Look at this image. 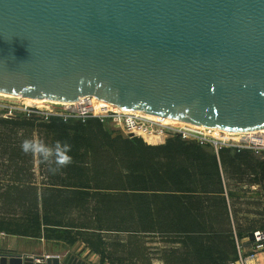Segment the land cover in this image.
I'll list each match as a JSON object with an SVG mask.
<instances>
[{"label": "water", "instance_id": "95a60500", "mask_svg": "<svg viewBox=\"0 0 264 264\" xmlns=\"http://www.w3.org/2000/svg\"><path fill=\"white\" fill-rule=\"evenodd\" d=\"M0 91L259 128L264 0H0ZM0 264L89 263L8 249Z\"/></svg>", "mask_w": 264, "mask_h": 264}, {"label": "trees", "instance_id": "16d2710c", "mask_svg": "<svg viewBox=\"0 0 264 264\" xmlns=\"http://www.w3.org/2000/svg\"><path fill=\"white\" fill-rule=\"evenodd\" d=\"M25 139L68 144L72 162L42 163L21 150ZM255 185L258 208L242 210L229 189ZM257 230L264 159L246 149L214 153L180 137L147 144L95 118L0 116L2 233L81 242L101 264H228Z\"/></svg>", "mask_w": 264, "mask_h": 264}, {"label": "built area", "instance_id": "2783aa9c", "mask_svg": "<svg viewBox=\"0 0 264 264\" xmlns=\"http://www.w3.org/2000/svg\"><path fill=\"white\" fill-rule=\"evenodd\" d=\"M2 117L11 118L18 115H37L48 118L51 115H58L64 118L75 117L81 120L95 118L113 133L120 132L133 137L144 136L148 138H171L180 137L183 140L195 141L200 145H209L216 152L223 148L253 150L255 155L264 156V136L254 133L241 134L236 140L226 137L201 134L183 125H165L162 121L152 120L132 111H125L120 106L104 101L94 95L80 96L76 101L58 109H44L37 107L19 108L18 106H2ZM253 254L264 251V231L253 232ZM239 250V245H238ZM241 254L238 259L228 264H242Z\"/></svg>", "mask_w": 264, "mask_h": 264}, {"label": "crops", "instance_id": "0c3cea01", "mask_svg": "<svg viewBox=\"0 0 264 264\" xmlns=\"http://www.w3.org/2000/svg\"><path fill=\"white\" fill-rule=\"evenodd\" d=\"M248 236L243 237L239 242L238 253H241L242 264H264V251H259L252 256L253 243ZM53 244L59 245V250L53 249ZM15 250L20 254H41V255H74L89 264H101L98 254L91 252L78 242L74 245H66L61 242L33 239L0 232V251ZM238 259V258H237ZM108 264V263H103Z\"/></svg>", "mask_w": 264, "mask_h": 264}, {"label": "bare ground", "instance_id": "6f19581e", "mask_svg": "<svg viewBox=\"0 0 264 264\" xmlns=\"http://www.w3.org/2000/svg\"><path fill=\"white\" fill-rule=\"evenodd\" d=\"M21 98V99H20ZM20 99V100H27L30 101L31 103L34 102H39L42 104H45L47 106H60V107H65L67 105H70L71 103H73L74 101H69V102H63V101H58V100H53V99H31V98H23L22 96L18 95V94H12V93H7V92H2L0 91V101L2 102H9L10 101H14L13 103H16L15 100ZM125 111H132L135 112L137 114H141L144 117L150 118L152 120H157V121H162L164 122V124L166 125H183L185 128L191 129L195 132L201 133V134H210L213 136H220L221 137H226V138H231L236 140V136H240L241 134H245V133H254V134H259L264 136V126H261L259 128L253 129V130H249V131H245V132H240V131H228V130H224L218 127H210V126H206V125H195V124H191L188 122H183L180 120H176V119H171V118H165L162 116H156V115H152V114H148L145 113L144 111H141L140 109H125ZM144 137H146L147 140H149V138L144 135Z\"/></svg>", "mask_w": 264, "mask_h": 264}, {"label": "rangeland", "instance_id": "374dc122", "mask_svg": "<svg viewBox=\"0 0 264 264\" xmlns=\"http://www.w3.org/2000/svg\"><path fill=\"white\" fill-rule=\"evenodd\" d=\"M20 99L15 100L16 103H13L14 101H10L11 103H9L7 101H5V102H3V101L1 102L0 101V107H2V106H18L19 108H26V107L34 106V107H37V108H44V109H50V110L53 109V108L54 109L60 108V106H47V105L39 103V102L31 103L30 101H27L25 99L24 100H20ZM1 111L2 110L0 108V116L2 117V112ZM21 115L23 116V114H21ZM113 134L114 135L120 134L123 137H132L130 135H125V134L120 133V132H116V133H113ZM241 136H236V137H239L238 139H240ZM137 137H140V136H137ZM140 138H142L145 143H149V144H160V143H164L167 140V138H163V137H159V138L156 137L154 139H152V138L150 139L149 138V140H147L146 137H144V136L143 137L141 136ZM204 146L208 147V149H210L211 151L216 153L215 149H213L209 145H204ZM246 150H248V151H250L251 153L254 154L253 150H250V149H246ZM261 157H262L261 159H264L263 155H261ZM229 191L231 192L232 195H236V197H238L240 202L237 203V205L242 210L249 209V208H251V209L258 208L255 204H251V202H253V201L257 200V199H260L262 197V191H261L260 187H258L257 185L248 186V187L247 186H245V187H241V186L240 187L239 186L233 187L232 186V188H230ZM52 246H53V249L59 250V245L53 244ZM241 256H243V255L241 254Z\"/></svg>", "mask_w": 264, "mask_h": 264}, {"label": "clouds", "instance_id": "9594fccd", "mask_svg": "<svg viewBox=\"0 0 264 264\" xmlns=\"http://www.w3.org/2000/svg\"><path fill=\"white\" fill-rule=\"evenodd\" d=\"M21 150L25 154H37L41 158L42 163L49 162L50 160L54 162L57 167H64L72 162L71 156L68 154L71 150L70 145L59 143L54 148H49L47 145L30 139H25L21 143ZM55 172L57 168L50 169Z\"/></svg>", "mask_w": 264, "mask_h": 264}]
</instances>
